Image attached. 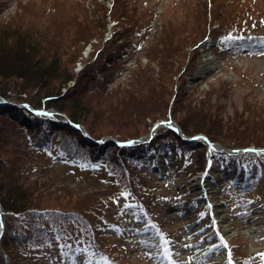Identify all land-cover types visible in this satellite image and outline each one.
Returning <instances> with one entry per match:
<instances>
[{
    "label": "rangeland",
    "instance_id": "rangeland-1",
    "mask_svg": "<svg viewBox=\"0 0 264 264\" xmlns=\"http://www.w3.org/2000/svg\"><path fill=\"white\" fill-rule=\"evenodd\" d=\"M10 33L31 35L40 56H58L75 72L61 95L76 93L93 130L85 139L77 129L92 153L65 146L71 136L58 127L23 126L21 110L31 112L23 101L0 99V188L31 194L25 211L11 212L13 225L34 228L33 240L13 244L22 264H264V153L216 151L219 160L203 171L206 146L166 134L155 148L160 141L133 138L144 154L136 163L128 156V169L106 148L130 130L144 139L170 106L187 136L208 132L223 147L237 136L232 149H264V0H0V39ZM208 59L214 64L203 70ZM95 70L104 71L101 87ZM24 128L45 139L28 149ZM74 147L79 153L63 151ZM24 148L25 161L17 158ZM22 160L26 170L14 171ZM126 172L134 191L125 190ZM148 217L154 225L143 223ZM5 242L0 253L10 250Z\"/></svg>",
    "mask_w": 264,
    "mask_h": 264
},
{
    "label": "trees",
    "instance_id": "trees-1",
    "mask_svg": "<svg viewBox=\"0 0 264 264\" xmlns=\"http://www.w3.org/2000/svg\"><path fill=\"white\" fill-rule=\"evenodd\" d=\"M125 4V3H124ZM123 9H125V7H123ZM122 14H124V12H122ZM129 23H125L124 26V30L122 31V36H126L128 35L130 28L128 26ZM123 27L122 25H120V28ZM129 28L127 32H125L127 29ZM119 31V28H118ZM117 32V30L115 31ZM125 33V34H124ZM124 34V35H123ZM3 39H0V51L2 53V55H4V57L6 56L7 60H5L4 62H2L0 65V76H2L3 78L0 80V99H4L5 97H7L8 99H10L11 102H15V101H23L26 102L27 104H29L33 109H40V108H51L55 110V117L49 118L48 116L44 115V114H34V113H28L26 112L24 109H22L21 111L23 112V115L27 116L25 123H23L24 127L25 126H29L30 124L33 123V125H37L39 127H44L41 128L42 131H46V133H51V131H53V129L55 127H58V129L62 132H65L66 134L71 136L70 142H67L65 144L69 145V147H72L73 145H71V142L73 143L75 141V146L76 145H81V146H86L89 148V150L91 149L90 147V143H86L82 137V134L79 132V130L75 129L74 127L65 124V122H62V118L65 116L68 119H70L73 123H77L78 125L82 126L83 130H84V136L85 139L86 138H93L92 136V132L93 130L91 129V126L89 124H87L85 121V118L82 116V111L84 110V107H82L77 100L76 97V93L65 96L64 97V93L61 95V88L64 87L67 82H69L70 80L75 78V72L73 73L71 70H69L68 67H66L67 65H65L64 63H62V61L60 60V58L58 56H53V57H47L49 53H46L45 55L40 56L39 55V51L40 49H38V47L36 46V42H34V38L30 35H21L18 36L16 33H10V34H6L2 36ZM112 39V38H111ZM37 47V48H36ZM2 71H7L8 74H4ZM104 71L101 70H95V74L94 77L97 79V81H99V79H101V81H103L104 79H106L105 75L102 73ZM89 74L86 75V78L90 77L88 76ZM100 75L102 76L100 78ZM112 72H110V74L108 76H111ZM93 79V78H91ZM20 80L21 83H17V81ZM101 81H99L101 83ZM105 82V81H104ZM104 83L101 84H97V87H101ZM95 86V87H96ZM18 87H22L21 89H18ZM103 86L100 90H104ZM34 91V95L30 96V91ZM68 90V89H67ZM43 95L42 97H39V95ZM61 95V96H60ZM73 95V96H72ZM6 100V99H5ZM6 108L8 109V111H15V113L18 112L17 109L13 108L12 106H10V104H8L6 106ZM169 110V111H168ZM168 110L166 111V116L162 119H173L174 121H176V119L173 117V113H170V106L168 108ZM81 112V113H80ZM21 114V113H20ZM172 116V118H171ZM248 119V118H247ZM59 120L62 124H59ZM58 124L60 126H58ZM177 124L179 125L182 134H184L185 136L186 133V129L185 127L182 125V123L180 121L177 122ZM264 124L262 119H261V125ZM248 125L247 121H245V128L248 129L246 126ZM239 126H236V128ZM236 128H234L236 130ZM244 128V127H242ZM40 129V128H39ZM27 136L29 137V149H34L33 144L34 140L35 142L38 141H43V139H45L42 135H34L31 134L32 137L29 135V133L27 132V129L24 128ZM150 130V127L148 128V131ZM50 131V132H48ZM79 132V133H78ZM118 133V132H117ZM148 133V132H147ZM125 134H129L131 138H137V137H142L141 135H136L134 134L131 130L128 131V133ZM166 134H170L172 135V138L177 141L179 144L181 145H191V143L195 142V141H183L181 139H178L176 137V135L174 133H172L169 129L165 128V127H161L159 128L152 140L150 142H156V141H160L157 144H154V146H152L153 148L158 147L163 145L165 142V138L167 137ZM128 135V136H129ZM205 135L208 136L210 133H206ZM164 136V137H163ZM130 137H128L129 139H131ZM235 137L237 136H232L231 140H229V142H227V144H225L224 146L231 148V147H237V146H229V145H238L237 141L235 140ZM34 139V140H32ZM127 139H124L122 141H125ZM214 140V139H213ZM215 141V140H214ZM231 141V142H230ZM189 142H191L189 144ZM250 142V140H247L246 145ZM252 142V141H251ZM256 142V141H254ZM151 143V145L153 144ZM196 143V142H195ZM256 145L258 143H255ZM97 145V151L98 154H100L99 148L101 145ZM106 145V144H105ZM140 145H124V146H117L114 143H108L106 145V148L109 150H117L118 154L122 157L121 160L122 162L125 161V164H122V166L126 167V168H130L132 167V165L127 163V159L128 156L132 157L131 159L134 161V163L139 162L140 159V155L144 154V145L141 146ZM86 147H82L83 150H85ZM75 148V147H74ZM76 149V148H75ZM63 151L67 154L70 155V153H79V150H72V148H70L69 150H66L65 148L63 149ZM16 154L18 152V150H15ZM80 152H84V151H80ZM90 152L92 153V151L90 150ZM20 155L17 158H20L19 160H21V158L23 157L24 161L26 160V158H24L28 152L24 151L21 149L18 152ZM29 154V153H28ZM138 154V155H135ZM97 155H93L94 161H97L98 159H100V157H96ZM244 157H248V156H253L254 154L246 152L243 154ZM113 157H116V155H112L109 157V159H113ZM14 158H16V155L14 156ZM234 159V157H232ZM102 159V158H101ZM22 160V165L20 166H16L14 167V171H18L20 172L18 169L20 168L22 169H26V165ZM235 161V159H234ZM133 167L135 168L136 172L135 174H138L139 172V168L136 165H133ZM128 168V169H129ZM124 171H128L127 169H124ZM11 174V173H10ZM124 175H127V179L126 181V188L125 190H130V191H134L135 190V185L133 183V181L131 180L130 176H133L132 172L130 174L129 173H125ZM12 176V175H11ZM16 177H19L17 175H15ZM13 177V176H12ZM15 178V177H13ZM12 178V179H13ZM14 187H12L10 190L6 191L2 188H0V208L2 209V213L4 216V227L7 225V227L2 229V233L1 235L4 236L5 232H10V240H4L3 242L7 243L6 246H10V250L9 248L7 249H3L2 253H0V264H22L21 261L19 259H17V251H14L13 249V244L17 241H22V240H30L32 238H34V228L28 224V229L24 230L22 228V221L21 224L13 225L12 224V220L13 217L11 214L12 211H25L29 206H27L25 204L26 200L31 196V194H29L27 188L25 189H21V190H17L15 188H17L16 185L13 184ZM2 206V207H1ZM14 214V213H13ZM15 215V214H14ZM15 219V218H14ZM29 219H33L31 216L29 217ZM9 221V222H8ZM143 223L147 226L149 225H154L153 224V220L151 219V217H148L146 220H143ZM1 236H0V246L2 245L3 242H1ZM1 249V248H0ZM72 251V250H71ZM9 252V253H8ZM68 252H70V249H68ZM19 258V257H18ZM103 260L100 259L99 263L100 264H105L102 262Z\"/></svg>",
    "mask_w": 264,
    "mask_h": 264
},
{
    "label": "bare ground",
    "instance_id": "bare-ground-1",
    "mask_svg": "<svg viewBox=\"0 0 264 264\" xmlns=\"http://www.w3.org/2000/svg\"><path fill=\"white\" fill-rule=\"evenodd\" d=\"M213 64H214V60L208 59V60H205V61L203 62L201 68H202L203 70H205V69H210V68H212ZM157 121H158V120H157ZM154 123H155V122H154ZM37 127H38V126H37ZM48 132H50V131H48ZM177 134H178V136H176V137H177L178 139H181V138L184 139V138H185V137L181 136L179 133H177ZM179 136H180L181 138H180ZM195 141H197V143H201L200 140L195 139ZM28 149H29V148H28ZM15 150H16V149H15ZM15 150H12V152L15 151ZM211 165H213V162H212V161H211ZM216 168H218V166H216ZM216 168H215V169H216ZM219 168H220V167H219ZM219 168H218V169H219ZM19 170H21V169L19 168ZM25 170H26V169H25ZM3 217H4V216H2V214H0V221H1V224H2V225H5V223H4V218H3ZM8 222H9V221H8ZM253 223H254V222L249 223V227H248V228H250V229H247V230L251 231L252 229H254V228H253V227H254V226H253ZM5 227H7V225H6ZM5 227H3V228H5ZM3 228H2V229H3ZM1 232H3V231L1 230ZM0 234H1V233H0ZM0 236H1V238H2V239H1V242H3L4 240H10L9 237H10L11 235H10V232L7 231V232H5L4 236H3V235H0ZM233 264H235V263L233 262ZM236 264H237V263H236Z\"/></svg>",
    "mask_w": 264,
    "mask_h": 264
},
{
    "label": "water",
    "instance_id": "water-1",
    "mask_svg": "<svg viewBox=\"0 0 264 264\" xmlns=\"http://www.w3.org/2000/svg\"><path fill=\"white\" fill-rule=\"evenodd\" d=\"M165 124H167V125H169L170 124V121H168V123H165ZM159 126V123H156L155 125H154V128H156V127H158ZM178 135V134H177ZM204 140H206L205 138H204ZM206 142H207V140H206Z\"/></svg>",
    "mask_w": 264,
    "mask_h": 264
},
{
    "label": "snow or ice",
    "instance_id": "snow-or-ice-1",
    "mask_svg": "<svg viewBox=\"0 0 264 264\" xmlns=\"http://www.w3.org/2000/svg\"><path fill=\"white\" fill-rule=\"evenodd\" d=\"M169 126H171V125L169 124ZM165 243H167V241H165ZM165 255H167V252H165ZM259 255H261V257H264V253H261Z\"/></svg>",
    "mask_w": 264,
    "mask_h": 264
}]
</instances>
